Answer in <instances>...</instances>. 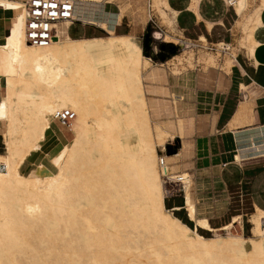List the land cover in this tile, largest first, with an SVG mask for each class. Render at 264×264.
Here are the masks:
<instances>
[{"label":"bare ground","instance_id":"obj_1","mask_svg":"<svg viewBox=\"0 0 264 264\" xmlns=\"http://www.w3.org/2000/svg\"><path fill=\"white\" fill-rule=\"evenodd\" d=\"M70 1L80 21L82 5L105 2ZM228 2L246 10L247 0ZM0 4L19 11L0 44V264H264V236L225 234L229 227L214 230L198 218L188 174L158 154L156 141L169 129L149 113L143 72L151 60L135 35L66 37L35 47L26 40L23 3ZM64 110L74 114L76 139L52 158L57 172L39 165L23 176L20 167L40 152ZM183 124L176 128L181 138ZM166 180L183 185L195 227L175 216L181 209L166 208ZM257 214L250 223L261 234L264 210Z\"/></svg>","mask_w":264,"mask_h":264},{"label":"crops","instance_id":"obj_2","mask_svg":"<svg viewBox=\"0 0 264 264\" xmlns=\"http://www.w3.org/2000/svg\"><path fill=\"white\" fill-rule=\"evenodd\" d=\"M219 1L221 0H202L199 5V14L201 16V20H199L188 8L191 0H168L171 8L177 12V26L185 38V40L180 39V41L185 44L189 42L197 49L205 48L213 53L220 52L221 55L217 67H209L207 71H204L201 67L192 70V79L188 80L190 82L186 81L183 77L176 78L177 74L175 72L171 71L172 76L165 72L167 75H170L173 84V90L170 91L178 93L172 94L176 124L174 126L175 132L169 130L167 134H163V139L159 140L158 149L161 148L164 150L166 138H175V135L179 133L176 129L177 124H182L184 122V116H186L188 111H191L192 114L188 116L190 120H187L188 118L186 119V143L190 140L187 143L189 156L194 160L191 170V174L194 177L193 196L198 208L208 212L206 216L209 218L211 227L212 220L224 217L229 213L231 218H233L232 222L222 228L229 227L228 231H230L237 223L234 222L235 219L239 217V215L234 216L231 213V206L235 198L234 194L239 195V192H233L234 185L238 189L240 185H245V180L248 176L251 177V173L254 172V175H252L254 177L252 178H255L261 175V172H264L261 170V168H264V164L262 166L260 164L261 167L258 165L259 167L256 166L247 169L237 166L246 165L252 161L264 163V156L255 155V147L264 145H258L259 142L263 143L264 140V7L259 11V4L255 9L258 13L249 19L246 27L243 26L235 34L233 27L239 15L236 16L233 8V10L227 7L224 8L223 4ZM171 2H173V6ZM140 6L142 8L146 7L145 3H142ZM0 7L1 44L8 36L11 25L19 12L17 13L16 11L18 10H15V16L6 17L2 13L13 14V10H6L2 4H0ZM248 8L249 3L247 1L246 10L243 12L245 13ZM108 10L111 9L108 7ZM232 11H234V14L229 15V12ZM125 19L126 17L123 22L120 21L114 25V31L118 34L117 36L128 34L126 32L118 33L124 27V23L128 25V21ZM85 20L87 19L85 18ZM81 21L77 20L70 27V29L76 25H82L83 27L79 35H73L74 37L72 38L74 39L100 38L96 36H103L105 31L109 34L108 30L99 23L95 24L97 26L99 25L100 30L98 35H95L94 31L88 32L85 27L87 24H92V22ZM161 31L165 33L164 30L161 29ZM65 33L69 37L71 36L66 31ZM111 33L113 35L108 36H116L113 33V29ZM188 33L193 34V36L187 38ZM201 36L206 38V45L201 43ZM166 38L160 33L154 35V39L157 41L164 40L168 42ZM220 43L226 44L227 47L225 49L219 48L218 45ZM252 49L253 51L251 52ZM1 64L2 51L0 46V69ZM151 64L153 65L154 63L151 61ZM145 70L143 72L145 78L144 88L147 93L148 86L151 84L149 82L155 79L157 71L153 69V66ZM3 87L0 70V102L4 93ZM246 101L253 103L254 122L231 128L230 125L236 117L241 104ZM149 113L153 117L150 106ZM54 125L55 123L53 122L47 132L52 130ZM152 125L154 128L157 127L156 122H153ZM183 131H181L182 138L177 135L178 139H183ZM2 138L3 136L0 132V149H2V145L4 144V138L3 141L1 140ZM46 141L41 144L40 152L33 153L29 158L43 153L44 143ZM0 155L2 154L0 153ZM29 158L21 167V172L24 175H27L36 166L29 162ZM52 158L49 159L50 164ZM28 162L33 168L25 173L23 167ZM222 165H226V167L234 169L236 172L239 171V175H237L238 179L235 181L227 178L229 174L222 170V167H220ZM241 170L243 171L242 178L240 177ZM52 171H55V169ZM213 173L216 175H212ZM188 176L193 182L192 177L189 174ZM167 191L168 193L170 192L169 190ZM247 195L250 196L249 200L256 212L258 209L264 210V187L257 188L252 194ZM173 207L170 210L181 209L177 205Z\"/></svg>","mask_w":264,"mask_h":264},{"label":"rangeland","instance_id":"obj_3","mask_svg":"<svg viewBox=\"0 0 264 264\" xmlns=\"http://www.w3.org/2000/svg\"><path fill=\"white\" fill-rule=\"evenodd\" d=\"M103 1L105 2L101 5H92V4L82 5V7L80 8L83 9L84 16L87 20L81 22H92V24H87L85 28L87 29L88 32L94 31L95 35L99 34L98 33L100 30L98 27L99 25L98 26L95 25L99 23L108 30L109 34L106 31L104 32V35L108 36V35H113L111 33L112 29H113V33L116 34L114 31V25L118 24V22L120 21L123 22L124 18L126 17L125 20L128 21V25L124 23L123 24L124 27H122L121 30L118 31V33L126 32L128 34L135 35L142 44V53L144 57L150 59L154 63L152 65L150 61L149 67L153 66V69L157 71V76L155 77L154 80H151L149 82V84L150 83L151 84L148 86L147 89V99L150 106L151 114L153 115V119L158 122L161 121L160 123L164 124L169 130H172V132H175L174 126L176 124V114L173 106L172 94H178V93L170 91L173 90L172 87L173 84L171 82V77H170V75L172 76L171 71L175 72L176 74H179L178 77H183L185 78L186 81H188L192 79L191 71L197 67H201L204 71H207L209 67H217L219 64V57L221 53L220 52L213 53L206 50L205 48L197 49L194 45H192L189 42H187L186 44L184 42H181L180 39L185 40V38L183 36L182 31L177 26V22H176L177 12L171 8L168 0H112L110 2L108 0H103ZM201 1L202 0H191L190 5L188 7L190 12L194 13L199 20H201V16L199 14V5ZM247 1L249 3V8L245 13L239 12L238 9L234 7L236 16L237 15L241 16V17L237 16L236 18L233 27V32L235 34H237L241 30V28H243V26L246 27L249 22V19L258 13L255 11V9L260 4L261 0H247ZM219 2H221L224 8H226L223 1H219ZM142 3H145L146 7L142 8L140 6ZM108 7L111 10H108ZM231 10L233 9L231 8ZM234 11L229 12V15L234 14ZM16 12L18 13L19 11ZM2 15H5L6 17H10V16H15L16 13L15 12L13 14L2 13ZM108 15H111L112 17L110 16L107 17ZM115 16L119 18L117 21L112 20V18H114ZM82 29H83L82 25L73 26L68 31L69 34L71 35L70 37L72 38L74 37L73 35L75 36L79 35ZM161 29L164 30L165 33H163ZM156 33H160L162 36L170 37L172 39H169L168 42H165L164 40L157 41L154 39V35ZM64 34L65 35L60 39L69 37L65 33V29H64ZM128 34H121V35H128ZM106 36H96V37H106ZM192 36L193 34L190 33L187 34V38ZM201 43L204 45L207 44L206 41L204 43L202 41ZM220 44L218 45L219 48L221 49L226 48V47L223 48L222 46H220ZM173 46L176 47L180 52L176 56L164 60L162 56H164L165 58L168 57V51ZM144 50L147 52V55L144 54L145 52ZM165 72L169 73L170 75L169 74L167 75ZM203 78L206 79L205 76H203ZM92 111L96 113L94 108ZM184 117H183L184 118L183 139H178L177 134L175 135V138L174 137L166 138L164 143V150H162L161 148L158 149L159 140H157L156 141L157 152L160 156L171 157V160L176 164V169H177L176 172L178 173L185 172L192 177L193 182L191 187V197L194 206H196L197 217L207 218L209 220V218L206 216L208 212H205L204 210L198 208L193 196L194 177L191 174L192 173L191 170L194 160L192 159L191 156H189L190 154L187 143L190 142V140H188V142L186 143V121L190 119H187L188 116H184ZM254 118L255 116H254L253 103L250 101H246L241 104L237 112V115L230 126L231 128H236L237 126L246 123L251 124L254 122ZM53 122L54 120L52 121V123ZM73 122L74 121L70 123L69 128L60 126L57 122H54L55 123L54 128L49 132H47V141L46 143H44V152L40 154H36L33 157L29 158V162L33 163L36 166L33 168L32 166H30V163L28 162L23 167V171L25 173L31 168H33L31 171H33L39 165L44 166L50 171L55 169V168L53 169L54 166L52 160H51V164H52L51 165L49 159H51L62 147H64L70 141L76 139V134L72 127ZM154 134H156V132ZM1 140L3 141V138ZM133 140H134L133 138L129 139L130 142H133ZM262 144H264V140L263 143L259 142L258 145H262ZM255 152H256L255 155L264 156V145L255 147ZM0 153L2 154L0 155V160H3L6 154V147L4 146V144L2 145V149H0ZM178 154L180 156H177ZM39 163H43V164H39ZM260 164L262 166L264 163L260 161H252L247 163L246 165L243 164L237 166L239 168L247 169V168L256 167L258 165L260 166ZM21 167H20V172H21ZM220 167H222V170L225 171L226 173L228 172L227 174L229 175L227 178L235 181L238 179L237 175H239V171L236 172V170L234 169H229V167H226V165H222ZM242 170L240 173L241 178L243 172ZM261 170L264 171V168H261ZM52 172L56 173L57 171L55 170ZM29 173L27 175H29ZM253 173H251V177L248 176V178L245 180V185H240L239 186L240 188L238 189L236 185H234L233 187V192L234 193L239 192V195L241 197L237 198L238 195L234 194L235 198L233 199V203L231 206L232 207L231 213L234 215L239 214L240 220L238 223L234 225V227L230 231H226L225 234L242 235L244 237H250L252 234V237L257 239L260 238V235L264 236V218L262 219L261 234H259L257 229L253 228L252 224L250 223V220L256 218L258 214L255 211L254 207L251 206V202L249 200L250 196L247 194H252V192L255 189L264 187V172H261L262 174L255 178H252L254 177L252 176L254 175ZM21 174L23 176H27L24 175L22 172ZM212 175H216V174L213 173ZM165 187L166 190L170 191L169 194L167 195V198L165 199L170 204V206L181 205V202L183 204L184 209L182 211L177 213L173 211L175 216L186 217L188 220H190L189 213L187 210H185V206H186L185 191L183 185L176 182L171 183L170 181L166 180ZM173 208L174 207H172L171 209ZM232 219L233 218H231L230 214L227 213L226 216L224 217L212 220L211 224L214 229H220L223 226L231 223ZM191 227H195L194 222H193V226ZM199 232L205 237L213 236V233L210 232H205L202 230H199Z\"/></svg>","mask_w":264,"mask_h":264},{"label":"built area","instance_id":"obj_4","mask_svg":"<svg viewBox=\"0 0 264 264\" xmlns=\"http://www.w3.org/2000/svg\"><path fill=\"white\" fill-rule=\"evenodd\" d=\"M23 3L27 11L26 40L35 47H47L63 37L64 29L67 33L77 20L74 14V4L70 0H18ZM227 8H233L230 0H221ZM12 12H15L13 10ZM74 114L64 110L57 114L54 122L68 127ZM163 165V160H161ZM0 171L4 167L0 166Z\"/></svg>","mask_w":264,"mask_h":264},{"label":"trees","instance_id":"obj_5","mask_svg":"<svg viewBox=\"0 0 264 264\" xmlns=\"http://www.w3.org/2000/svg\"><path fill=\"white\" fill-rule=\"evenodd\" d=\"M172 3V6H173V2H171ZM103 36H106V35H103ZM146 48V47H145ZM145 51V50H144ZM179 53V51H178V49L176 48V47H171L170 49H169V51H168V57H164V56H162V58L164 59V60H167L168 58H172V57H174V56H176L177 54ZM144 54L145 55H147V52L145 51L144 52ZM237 198H240V196L238 195L237 196ZM165 204H166V207L168 208V209H171L173 206H170V204L167 202V200H165ZM252 206V205H251ZM177 207H179V208H181V210H179V211H175L176 213L177 212H180V211H182L183 210V204H182V202H181V205H177ZM232 215H234V214H232ZM235 215H239V214H235ZM234 215V216H235ZM183 222H185L186 224H188L189 226H193V222H191L190 220H188L186 217H182V216H178Z\"/></svg>","mask_w":264,"mask_h":264},{"label":"water","instance_id":"obj_6","mask_svg":"<svg viewBox=\"0 0 264 264\" xmlns=\"http://www.w3.org/2000/svg\"><path fill=\"white\" fill-rule=\"evenodd\" d=\"M147 40H148V38H147ZM150 41V40H149ZM146 47V46H145Z\"/></svg>","mask_w":264,"mask_h":264}]
</instances>
